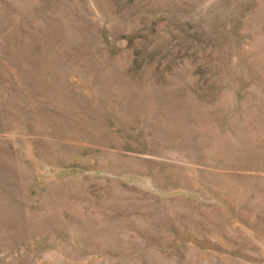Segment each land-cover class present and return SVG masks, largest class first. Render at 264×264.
I'll return each instance as SVG.
<instances>
[{
    "label": "rangeland",
    "instance_id": "374dc122",
    "mask_svg": "<svg viewBox=\"0 0 264 264\" xmlns=\"http://www.w3.org/2000/svg\"><path fill=\"white\" fill-rule=\"evenodd\" d=\"M0 264H264V0H0Z\"/></svg>",
    "mask_w": 264,
    "mask_h": 264
}]
</instances>
